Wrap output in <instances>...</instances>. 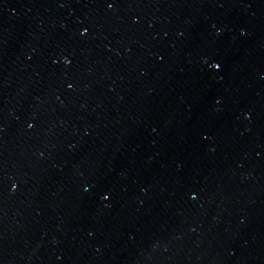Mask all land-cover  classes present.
Wrapping results in <instances>:
<instances>
[{"label": "water", "instance_id": "1", "mask_svg": "<svg viewBox=\"0 0 264 264\" xmlns=\"http://www.w3.org/2000/svg\"><path fill=\"white\" fill-rule=\"evenodd\" d=\"M0 264H264V0H0Z\"/></svg>", "mask_w": 264, "mask_h": 264}]
</instances>
